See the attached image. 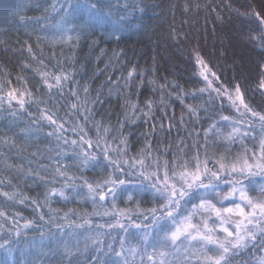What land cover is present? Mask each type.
Here are the masks:
<instances>
[{
  "label": "trees",
  "instance_id": "1",
  "mask_svg": "<svg viewBox=\"0 0 264 264\" xmlns=\"http://www.w3.org/2000/svg\"><path fill=\"white\" fill-rule=\"evenodd\" d=\"M261 122L264 0H0V264H251L264 218L223 253L170 231L258 198L216 137Z\"/></svg>",
  "mask_w": 264,
  "mask_h": 264
},
{
  "label": "rangeland",
  "instance_id": "2",
  "mask_svg": "<svg viewBox=\"0 0 264 264\" xmlns=\"http://www.w3.org/2000/svg\"><path fill=\"white\" fill-rule=\"evenodd\" d=\"M237 102L239 99L237 98ZM264 124V122H261ZM264 126V125H263ZM220 130V135H217V140L221 139V144L224 146L223 152L217 157L218 162L221 164V171H228L227 165H237L235 170L232 171H242V173L238 174V176L244 175L248 171H256L260 175H264L262 170H264V140L259 144L255 149L250 152L249 150H245L244 148H236V149H228V147H233L229 142V134L228 131ZM248 132H245V135L248 133L249 129H246ZM264 132V131H263ZM243 135V134H242ZM240 135V136H242ZM251 136V135H250ZM246 135V137L250 138ZM238 137V136H235ZM241 139V138H240ZM244 140V139H243ZM246 142V140H244ZM248 142L251 145L252 140L250 139ZM239 143L241 141L239 140ZM242 145H239V147ZM212 156V152L207 148L204 152V158L209 159ZM248 158V159H247ZM194 163V160H193ZM217 166V165H216ZM230 167V166H229ZM261 169V171H259ZM204 170L196 171V174L193 176V180H199L203 176ZM218 175V174H217ZM219 176V175H218ZM215 177V176H212ZM219 180V177L216 176V180ZM115 192V191H114ZM229 193L228 197L222 200L221 206H214L209 202H201L198 206L197 213L206 214L208 210L211 211L209 216H207V224L202 223V225L194 224L191 220H188V213L185 209L179 208L176 212V218L171 225L170 231V239L172 241L187 239L193 242L200 240V243H204L210 248V245H214L215 240H231L234 239L235 242H241L243 240L242 229L244 226L254 223L257 219L264 218V186L262 187V191L258 194V198L255 200L248 198L244 193L237 191ZM242 196H239L240 194ZM113 194V193H112ZM111 197V196H110ZM114 195L112 196V198ZM238 198V199H237ZM236 199V201H234ZM234 201V202H233ZM244 203H247L250 207L246 209ZM225 215H221V214ZM180 214V215H178ZM173 216V215H172ZM214 216H218L220 219H212ZM175 217V216H174ZM223 217V219H222ZM199 226V228H197ZM244 230V229H243ZM191 236V237H189ZM190 238V239H189ZM210 244V245H209ZM214 245L216 246L217 251L223 253L222 245ZM179 254L183 253L178 249ZM256 254V253H255ZM253 256L250 263L251 264H264V246L261 250V253L257 257ZM255 262V263H254ZM249 263V262H248ZM150 264V263H148Z\"/></svg>",
  "mask_w": 264,
  "mask_h": 264
},
{
  "label": "flooded vegetation",
  "instance_id": "3",
  "mask_svg": "<svg viewBox=\"0 0 264 264\" xmlns=\"http://www.w3.org/2000/svg\"><path fill=\"white\" fill-rule=\"evenodd\" d=\"M191 220V219H190ZM191 237V236H190ZM190 239V238H189ZM191 240V239H190Z\"/></svg>",
  "mask_w": 264,
  "mask_h": 264
}]
</instances>
